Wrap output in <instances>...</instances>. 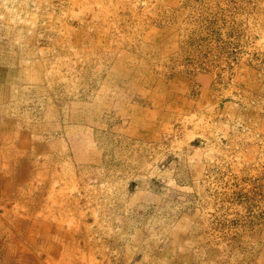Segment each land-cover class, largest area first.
Returning <instances> with one entry per match:
<instances>
[{
    "label": "rangeland",
    "instance_id": "rangeland-1",
    "mask_svg": "<svg viewBox=\"0 0 264 264\" xmlns=\"http://www.w3.org/2000/svg\"><path fill=\"white\" fill-rule=\"evenodd\" d=\"M0 217V264H264V0H0Z\"/></svg>",
    "mask_w": 264,
    "mask_h": 264
},
{
    "label": "bare ground",
    "instance_id": "bare-ground-1",
    "mask_svg": "<svg viewBox=\"0 0 264 264\" xmlns=\"http://www.w3.org/2000/svg\"><path fill=\"white\" fill-rule=\"evenodd\" d=\"M5 182V181H4ZM2 196V195H1ZM5 220H7V219H5ZM0 221H2L3 222V220H2V217H0ZM1 223V222H0ZM0 227H2V224H0ZM28 231V230H27ZM27 231H25L26 232V234H27ZM18 235H21V233H17ZM0 235H2V233H1V230H0ZM16 245V244H15ZM1 248V247H0ZM6 250V249H5ZM4 264V263H3Z\"/></svg>",
    "mask_w": 264,
    "mask_h": 264
}]
</instances>
